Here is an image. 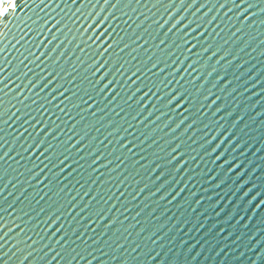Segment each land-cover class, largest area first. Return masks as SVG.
I'll use <instances>...</instances> for the list:
<instances>
[{"label":"water","instance_id":"obj_1","mask_svg":"<svg viewBox=\"0 0 264 264\" xmlns=\"http://www.w3.org/2000/svg\"><path fill=\"white\" fill-rule=\"evenodd\" d=\"M21 3H23V0H21ZM80 6L81 0H77L72 5V10L74 11ZM84 11L99 12L101 17L109 12L114 13L115 19L112 20L110 18L108 21L115 28V35L112 38L122 37L121 46L123 43L129 44V48L125 49L123 53H119V59L121 61H129L130 66L133 67L141 66L147 56L159 51L156 48V44L161 39H164V32L171 24L170 21L169 25H165L164 29L157 32L153 20L159 17L160 22H163V19L167 18L163 14L164 9L162 6L152 8L151 4L145 7L143 0H141L139 6L133 3L128 8L121 6L115 10L110 6H103L102 0L100 4H95L93 0V5L86 6ZM192 11L189 10L186 14L187 18H192ZM204 11L206 9H202L200 13H197V19L203 15ZM56 12L59 13L60 9H57ZM23 14L22 12L15 13L16 16H22ZM55 14L53 13V15ZM180 14L183 13H177V15ZM211 14L209 13V15ZM175 18L174 16L173 20ZM254 19H259V17ZM5 23L10 27L14 21H11L10 18V21H5ZM78 23L82 24L84 22L79 21ZM216 23H219V21L208 26V32L205 33V36L209 38L215 36L212 29L216 27ZM238 26L239 21H233V24L225 28L216 38L218 44L228 41L225 48L229 51V56L221 61V65L226 64L232 56L236 57L227 71L226 78L217 84V87L213 89L214 96L210 97L212 99L219 95L221 99L217 101V105H213L211 108L205 107L203 111L207 115H203L201 122L183 136H181V132H183L184 125L177 129L175 133L171 132V128L175 126V120L168 127H162L167 120V116L161 117L155 125L150 123L155 118L154 116L149 117L148 121H145L149 125V130L153 127L156 129L146 140L144 135L147 132L142 126L138 128L135 125L128 129L129 135H126L124 140L118 141L115 133L111 136L108 135L112 131V127H119V134L124 135L123 128L127 127L128 123L131 122L129 111H121L120 108L116 107L121 105V107L126 108L121 102L126 100L127 94H130L129 89H125V92L107 107L105 105L108 104V100H111V96L114 93L110 94L106 100H99L86 115V118L81 120L76 131H80L86 124L92 123L94 125L88 128V139L83 143L88 144V140H92L95 137L96 139L92 141L89 147H97V154H100L102 159L98 161V171L91 177L88 175V169L85 166L73 177L63 181L64 184L68 185L67 194L69 198L76 197V202L78 203V207L73 210L72 215L75 216L76 212L79 211V206L87 203L97 191L100 193V197L97 198L100 201V206L105 209L112 205H115V207L107 213L104 221L98 222L93 218V223L88 226L87 230H83L82 227L85 221L77 217V221L81 226L80 230H83L84 234L80 235V231L73 234L71 239L75 243L70 244L69 247H76L77 252L84 250L85 259L80 261V264H87V260L91 259V256H88L87 253H91L92 256L96 257L92 264H125V262L127 264H141L149 253L154 257L151 264H170L173 260L177 264H236V258L240 257L241 253H244V256L241 257L238 264H244V261L255 258V250H250L248 244L264 238V231L259 230L264 229V225L258 223L257 217L249 220V213L246 211H241L240 213L244 219L240 220L239 226H236L238 217L231 221L227 220L226 214L233 210L232 201L239 202L234 191L235 177L234 175H222L220 163H213L212 157H205L203 155L204 150L198 147L205 132L203 123H208L212 120L214 122L206 130L208 135H215V130L221 125L227 128L230 133L234 131L235 136L232 138V142L235 143L238 140L241 147L235 151H230L228 154L237 162L242 163L245 170L255 166V171L250 173L254 181L264 179V92L261 91V89H264V54H262L264 53V44L260 43L261 40H264V26L255 25L252 29L245 28L243 33H237L236 37H232L231 33ZM221 27H224V25L221 24ZM90 34L91 30L85 33L83 38L86 39L87 35ZM192 35H195V33ZM73 36H76L77 39L73 40ZM136 36H140V39L135 40ZM50 38V34L45 33L41 37V39H44V44L39 48L32 49V51L37 56L40 53H45L47 56L49 49L53 47L56 48V51L50 57H41L43 62H37L39 67H37L36 63H31L35 59L34 56H28L27 52H23V56H28V59L24 60L23 64H19L18 70L9 77L10 82L6 81V83H9V89L22 91L24 96L30 97L26 104H30L31 99L35 98L36 93L39 92L41 100H38L37 103H45L49 110L43 112L42 116L35 112V105L28 107L26 110L22 109V111H26L41 120V124L37 125V130L51 121H55L59 125L57 131L61 133V138H63L64 135L69 134L68 129L83 115L79 113L78 109L70 107L74 101L65 100V96L70 97L76 89V85L80 83L82 73L86 67V61L91 59V55L90 50H81L84 47L81 44V37L74 30L68 33L67 38L61 36L58 40L53 41L52 44L47 42ZM188 39L191 42V37ZM30 40H32V34L25 38V41ZM133 40H135V43L132 42ZM12 42L15 43L14 40ZM24 43V41L21 42V44ZM167 43L168 41L166 40L165 45H161V48L163 49ZM77 44H81V46L77 47ZM139 45H143V49H140ZM133 48H137V51L133 52ZM17 49H21L20 44L16 45L15 49L9 45L6 51V55L12 61V64L9 65L5 75L23 58ZM112 51L115 52L117 50L113 49ZM194 51H198V49H194ZM215 59L214 57L210 62V66L215 63ZM53 60H55V63H53ZM82 61L85 63H82ZM187 63L188 61L185 62V66ZM22 72H26L27 75L17 80L16 77L20 76ZM39 75L46 76L48 80H52V83L41 92L40 88L46 82L41 81L36 88L32 89L30 94L28 88L31 85H28V81L35 82ZM53 76L56 78L53 79ZM61 80L64 82V87L69 89L68 92H65L64 96H58L52 102V105H48L47 98L50 94H56L53 89ZM70 80L72 81L71 84H69ZM213 81L214 77L209 79V84L205 91L208 90ZM17 85L20 87H17ZM25 85H28V87H25ZM175 86V83H173L170 87ZM221 89H223V94ZM232 89H235V91H232ZM229 93L231 94L229 95ZM135 99L136 97H133V101H129V103H133ZM61 100H64V104L61 105V107L65 108L64 113L55 108V105L59 104ZM221 104L223 105L222 110L213 118L211 113ZM17 107H19V104H17ZM96 108H103L104 111L97 113V117L93 120L91 111ZM150 108L151 104L148 105V108L145 109L138 119H143L144 116H147ZM12 111H15V109H11L8 115H11ZM228 113H231V115H228ZM17 115L20 114L17 113ZM101 116L104 117L103 120L100 119ZM5 118L7 119V116ZM25 119H28V115L22 116L20 120H16L13 117L9 121V126L5 127V140L0 142L3 143V148L0 151L9 153L3 164L5 176L3 180H0V186L6 185V187H4L3 196L0 199L3 197L7 198L4 200V206L12 205V208L9 209V212L12 213L10 219L19 225L10 233V236L16 237V234L20 233L18 239L21 240V243L16 247H12L16 243L15 239L8 240L4 249V251L8 252V256L5 259H8V264H17L24 253L31 251L32 255L24 261V264H46V261L59 251V248L54 244L56 237L53 238L52 243H49L47 235L43 232L44 224L42 221L53 204L52 192L45 187L48 180L44 179L49 176V169H45L40 176L30 179L31 172L29 170L32 169L33 163H37V161L35 156L31 160L27 159V154L23 152V148L27 147L28 144L38 137H36L33 129L35 120L29 119L28 123H24ZM176 119H179V113L176 114ZM109 121H112V125L103 127ZM121 121H123L122 126ZM172 136L179 137L184 142V147L189 149L190 154L195 159L189 160L185 169H182L180 173L175 174L173 177V192L187 184L184 192L176 200H172L171 203L168 201L171 199L172 193L164 201L159 202V197L162 193H157L156 196L149 195L154 190L155 185L152 184V181L159 174V169L156 172H150V169L152 164L162 163L163 159L166 158L165 152L169 148L165 145V141ZM141 140H143V143H140ZM125 141L132 142L129 147H132V144H135L136 147L133 148L134 156L131 159L123 160L121 163L115 157L120 156L123 158L127 154V149L121 150L119 148V144ZM175 142L173 141V143ZM224 147L231 148V144L226 142L222 149ZM113 149L116 151L113 152ZM87 151L88 148H84V152ZM108 153H112V155H108ZM108 159L112 160V163L108 166L109 168L115 167L117 163H120V168L111 174L106 168L99 167L100 164H103ZM41 160H43V157H41ZM134 160L139 161V163L133 164ZM150 160L152 163H149ZM45 163H48V161L40 163L38 168L32 169V171H38L39 168H43ZM52 171L55 170L53 169ZM64 175H67V173ZM188 176L192 177L191 180L187 179ZM218 176L225 181L219 187L216 186L219 183ZM96 177H99V179L96 180L95 184L91 185L92 191L89 196L81 200L80 196L88 189L89 182L92 179H96ZM115 177L119 179L127 177V179L117 187V179ZM37 180H43V183L37 184ZM77 181L79 182L77 183ZM102 181H107V183H102ZM144 184H148L149 187L137 195L139 187ZM106 196H111L112 198L105 204L100 198ZM63 198L62 196L61 200ZM197 199L201 201L199 204L195 203ZM186 200L188 203H184ZM93 206H96V204L94 203ZM41 208L45 211L40 212L37 216L36 213ZM261 212L264 214V209ZM22 213H27V215H22ZM87 214L86 210L80 215L87 217ZM17 216H21V219H16ZM29 217H34V219L30 220ZM113 217H116L115 225L109 227L101 235L104 225ZM70 219V216H65L60 223ZM33 225L36 226L33 227ZM199 225L203 226L198 227ZM245 225H247V228H245ZM117 228L120 229L119 232L116 231ZM21 229H25V231L21 232ZM52 230H49V235ZM252 233L255 234L249 240V234ZM150 234L152 239L156 240L155 244H152L148 239ZM237 234L241 236V239H236ZM76 236H80V239L76 240ZM25 237H30L31 239H25ZM33 240L38 242L32 244ZM45 244L48 247H44ZM28 245H31V248ZM17 248H21L22 251L18 252ZM133 248H136L135 252L132 251ZM49 249L52 250L50 251ZM44 253H47L46 257ZM53 264H56V261H53ZM73 264H76V262L74 261Z\"/></svg>","mask_w":264,"mask_h":264},{"label":"snow or ice","instance_id":"obj_2","mask_svg":"<svg viewBox=\"0 0 264 264\" xmlns=\"http://www.w3.org/2000/svg\"><path fill=\"white\" fill-rule=\"evenodd\" d=\"M76 2L77 0H23V3H21V0H0V142L5 140V127L9 126V121L12 120L13 117H15L16 120H20L22 116L28 115V119H25L24 123H28L29 119L35 120L33 129L38 138L34 139L32 143L23 148V152L27 154V159L29 160L35 156L37 163H33L32 169H37L40 163L48 161V163H45L44 167L39 168L38 171L29 170L31 172L30 179H34L40 176L45 169H49V176L44 179L48 180L45 187L52 192L53 204L42 221L44 224L43 232L47 235L49 243H52L53 238L56 237L54 244L59 248V251L48 259L46 264H53V261H56V264H73L74 261L76 264H80V261L85 259L84 250L82 249L80 252H77L76 247H69L70 244L75 243V241L71 239V236L77 231H80V235H83V230H87L88 226L93 223V218L95 221L102 222L105 220L107 213L112 211V208L115 207V205H112L105 209L100 206V201L97 199L100 197V193L97 191L95 195L91 196L87 203L79 206V211L73 216V210L78 207V203L76 202V197L69 198L67 194L68 185L63 183L64 180L73 177L74 174L80 169L85 168V166L88 169V175L90 177L98 171L97 164L102 157L100 154H97V147H89L96 138L93 137L92 140H88V144L83 143L88 139V128L94 125L89 123L84 125L80 131H76L81 120L86 118L89 111L93 109L94 104L101 99H108V96L114 93V95L111 96V100H108V104L105 105V107H107L111 105L112 101L116 100L124 93L125 89L130 90V94H127L126 100L121 102L126 108L121 107V105H117L116 107L120 108L121 111H129L131 122L128 123L127 127L123 128L124 135L119 134V127H112V131L108 133L110 136L114 133L117 134L118 141L124 140V137L129 135L128 129L132 128L134 125L138 128L142 126L147 132V134L144 135V139H148L156 129L153 127L149 130V125L145 123V121H148L149 117L153 116L155 118L150 121L152 125H155L161 117L167 116V120L162 127H168V125L175 120V126L171 128L172 133H175L177 129H180L181 126L184 125L183 132H181V136H183L201 122V117L203 115H207V113L203 111L205 107L211 108L213 105H217V101L220 100L221 97L216 95L214 98L210 99V97L214 96L213 89L217 87L220 81L226 78L227 71L231 67L232 61L236 59L235 56H232L226 64L221 65V61L229 56V51L225 48L228 41L218 44L216 38L225 28L231 26L233 21H239V26L231 33L232 37H236L237 33H243L245 28L252 29L255 25L264 26V0H143L145 7L151 4L152 8L162 6L164 9L163 14L166 15L167 18L163 19V22H160L159 17L153 20L157 32L164 29L165 25H169L170 21L171 24L164 32V39H161L159 43L156 44V48L159 51L153 52L151 55L147 56L141 66L133 67L130 66L129 61H121V59H119V53H123L125 49L129 48V44L123 43L121 46L122 37L112 38L115 35V28L113 24L108 21L110 18L112 20L115 19L114 13L109 12L107 15L101 17L99 12H85V7L93 5V0H81L80 8L73 11L72 5ZM94 3L100 4L101 0H94ZM102 3L103 6H110L115 10L121 6L128 8L133 3L139 6L141 0H102ZM53 5H55V7H53ZM61 5H63V7H61ZM57 9H60L59 13L56 12ZM202 9H206V11L197 19V13H200ZM189 10H193L191 12L192 18L190 19L186 16ZM17 12H22L24 14L22 16H16L15 13ZM180 12L183 14L177 15V13ZM53 13L56 14L53 15ZM209 13L212 14L209 15ZM221 13H223V15H221ZM174 16L176 18L173 20ZM257 17H259V19H254ZM10 18L14 23H11L9 27L5 21H10ZM79 21H83L84 23L80 24L78 23ZM217 21H219V23H216V27L212 29L215 36L211 38L205 36V33L208 32V26ZM221 24H223L224 27H221ZM53 29H55V31H53ZM217 29H219V31H217ZM73 30L81 37V44L84 46L81 50H90L91 59L86 61L82 79L80 83L76 85V89L72 92L70 97L65 96V100L74 101L71 103L70 107L72 109H78L79 113L83 115H81L80 119L76 120L71 128L68 129L69 134L61 138V133L57 131L59 125H57L55 121H51L49 124L37 130V125L41 124V120L28 114L26 111H22V109L26 110L32 105H35L34 110L38 115L42 116L43 112L48 111L49 109L46 107L45 103H37L38 100H41L40 93L37 92L35 98L31 99L30 104H26L30 97L24 96L22 91L9 89V83H6V81L10 82L9 77L18 70L19 64H23V61L28 59V56H34L35 59L31 61V63H36L37 67H39L37 62H43L41 61V57H50L52 53L56 51L55 47L49 49L47 56L45 53H40V55L37 56L32 51V49L39 48L44 44V39H41V37H43L45 33L50 34L51 38L48 39L47 42L48 44H52L53 41L58 40L61 36L67 38L68 33ZM89 30H91V34L87 35L86 39L83 38L85 33H88ZM193 33H195V35H192ZM29 34H32V40L25 41V38ZM9 37H11V39H9ZM189 37H191V42L188 39ZM76 39L77 37L73 36V40ZM139 39L140 36H136L135 40ZM13 40L15 43L12 42ZM135 40L132 42L135 43ZM166 40L168 43L162 49L161 45H165ZM22 41L25 43L21 44ZM61 43H63V41H61ZM145 43H147V41H145ZM260 43L264 44V40H261ZM18 44L21 45V49H17V51L23 58L16 66L12 67L10 72H7V75H5L9 65L12 64V61H10L6 55V51L9 45L15 49ZM81 44H77V47H80ZM29 45H31V47H29ZM138 47L143 49V45H139ZM113 49L117 51L113 52ZM194 49H198V51H194ZM132 51L136 52L137 48H133ZM23 52H27L28 56H23ZM177 53H179V55H177ZM214 57L216 58L215 63L210 66V62ZM186 61H188V63L185 66ZM53 63H55V60H53ZM82 63L85 62L82 61ZM237 67H239V65H237ZM26 75V72H22L16 79L20 80ZM213 77L214 81L211 83V86L208 87V90L205 91V88L209 84V79ZM55 78L56 77L53 76V79ZM41 81H46L40 88L41 92L52 83V80H48L46 76L39 75L35 82L31 80L28 81V85H31V87L28 88L30 94L32 89L36 88ZM71 83L72 81L70 80L69 84ZM173 83H175L176 86L170 87ZM229 83L231 82L229 81ZM28 85H25V87H28ZM17 87L20 86L17 85ZM68 90V88L64 87V82L62 80L58 82L53 89V92L56 94H50L47 98L48 105H52V102L55 101L58 96H64L65 92H68ZM232 91H235V89H232ZM261 91L264 92V89H261ZM138 93H140V95L137 96ZM221 93L223 94V89H221ZM230 94L231 93H229V95ZM133 97H136L135 101L129 103V101H133ZM17 104H19V107H17ZM63 104L64 100H61L59 104L55 105V108L61 113L65 111V108L61 107ZM149 104H151V108L148 110L147 116H144L143 119H138L145 109L148 108ZM222 108V104L217 106L211 113L212 117L214 118ZM11 109H15V111H12L11 115H8ZM103 111V108H96L94 111H91L93 120L97 117V113H102ZM17 113L20 115H17ZM177 113H179L178 120L176 119ZM117 115H119V113H117ZM228 115H231V113H228ZM6 116L7 119L5 118ZM103 118V116L100 117L101 120H103ZM213 122L214 121L210 120L208 123H203L205 132L202 142L198 147L204 150L203 155L205 157H212L213 163H220L222 175H234L235 177L234 191L237 194L239 202L232 201L233 210L226 214V218L228 221H231L238 217L239 219H237L236 226H239L240 220L244 219L240 213L241 211H246L249 213V220L253 217H257L258 223L264 225V214L261 212V210L264 209V179L254 181L250 173L255 171V166L245 170L242 163L237 162L228 154L230 151H235L241 147L238 140L235 143L232 142V138L235 136L234 131L230 133L227 128L221 125L215 130V135H208L206 130ZM111 125L112 121H109L108 124L103 125V127H109ZM122 125L123 121H121V126ZM97 131H99V129H97ZM173 141L176 142L173 143ZM226 142L231 144V148L224 147L222 149V146L225 145ZM131 143V141L120 143L119 148L121 150L127 149V154L124 155L123 158L116 156L115 159L121 163L123 160L131 159L134 156L133 148L136 147L135 144L129 147ZM140 143H143V140H141ZM165 145L169 148V150L165 152L166 158L163 159L162 163L152 164L150 169V172H156L157 169H159V174L152 181L155 187L149 195L156 196L157 193H162L159 197V202H162L172 193L171 199L168 201L171 203V201L176 200L187 187V184H185L183 187L173 192L174 175L180 173L182 169H185L188 161L194 160L195 157L190 154L189 149L184 147V142L181 141L179 137L172 136L165 141ZM2 148L3 143H0V149ZM84 148H88V151L84 152ZM115 151L116 150L113 149V152ZM8 155V152L0 151V180H3L5 176L3 164ZM108 155H112V153H108ZM41 157H43V160H41ZM185 157H187V159H185ZM111 163L112 160L108 159L105 160L103 164H100L99 167L106 168L111 174L120 168V163H117L115 167L109 168L108 166ZM138 163L139 161L137 160L133 161V164ZM149 163H152V161L150 160ZM53 169L55 171H52ZM65 173H67V175H64ZM115 178L117 179V187L127 179V177L124 179ZM191 178V176L187 177L188 180H191ZM98 179L99 177H96V179H92L89 182L88 189L80 196L81 200L89 196V193L92 191L91 185L95 184ZM217 179L219 180V183L216 185L217 187L225 183L219 176ZM157 181H159V183H157ZM78 182L79 181H77V183ZM42 183L43 180H37V184ZM102 183H107V181H102ZM4 187H6V185L0 186V197L3 196ZM81 187H83V185H81ZM148 187V184L139 187L137 195ZM121 195H123V193H121ZM62 196L64 197L63 200H61ZM111 198V196H106L100 199L106 204ZM6 199V197L0 199V262H2V264H8V259H5V257L8 256V252L4 251L8 240H16V243L13 244L12 247H16L21 243V240L18 239L20 233H17L16 237L10 236V233H12L15 228L19 227V225L10 219L12 213L9 212V209L12 208V205L5 207L4 200ZM133 199H135V197H133ZM200 202V199L195 200L196 204ZM94 203L96 206H93ZM184 203H188V201L186 200ZM86 210L88 212L87 217H82L80 214ZM44 211L45 210L41 208L36 215L38 216L40 212ZM22 215H27V213H22ZM137 215H139V213H137ZM65 216H70L71 219L64 223H60ZM77 217L85 221L82 226L83 230H80L81 226L77 221ZM16 219H21V216H17ZM29 219L32 220L34 217H29ZM115 223L116 217H113L104 225V230L101 235H103L109 227L115 225ZM35 226L36 225H33V227ZM202 226L203 225H199L198 227ZM245 228H247V225H245ZM50 229L53 230L49 235ZM259 230L264 231V229ZM23 231H25V229H21V232ZM116 231L119 232L120 229L117 228ZM141 231H143V229H141ZM254 234L255 233L249 234L248 239L251 240ZM25 239L31 238L25 237ZM79 239L80 236H76V240ZM148 239L152 244L156 243V240L152 239L151 234ZM236 239H241V236L237 234ZM37 242V240H33L32 244H36ZM28 247L31 248V245H28ZM44 247H48V245L45 244ZM77 247H79V245H77ZM137 247H139V245H137ZM248 248L250 250H255V258L244 261V264H264V238L252 241L248 244ZM49 250L51 251L52 249ZM9 251H11V249H9ZM17 251L21 252L22 249L17 248ZM132 251L135 252L136 248H133ZM13 255H15V253H13ZM31 255V251L24 253L17 264H24V261ZM87 255L91 256V259L87 260V264H92V261L96 259V257L92 256L91 253H87ZM44 256L46 257L47 253H44ZM243 256L244 253H241V256L236 258V264H238ZM9 259H11V257H9ZM153 259L154 257L149 253L141 264H151ZM125 264H127V262H125ZM170 264H177V262L173 260Z\"/></svg>","mask_w":264,"mask_h":264}]
</instances>
